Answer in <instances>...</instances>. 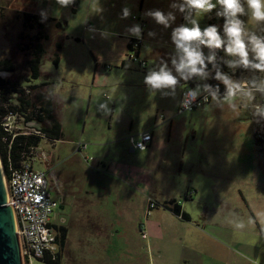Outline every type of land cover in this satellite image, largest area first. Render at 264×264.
<instances>
[{
  "label": "rangeland",
  "instance_id": "374dc122",
  "mask_svg": "<svg viewBox=\"0 0 264 264\" xmlns=\"http://www.w3.org/2000/svg\"><path fill=\"white\" fill-rule=\"evenodd\" d=\"M240 4L243 11L223 21L220 4L211 11L187 0H73L67 6L58 0H0V59L14 62V80L25 77L36 36L46 54L41 76L31 82H46L41 88L61 104L62 138L42 137L37 147V154L50 156L66 197L51 217L66 230L63 247L57 243L60 264H264V71L253 66L219 76L216 81L231 92L210 93L207 102L177 112L182 88L202 94L210 76L209 70L194 76L178 70L186 54L177 46V30L199 28L201 37L185 46L200 54L202 64L227 57L242 63L239 53L228 51L234 44L226 31L239 21L247 60L258 58L264 20L253 18L246 0ZM28 9L60 27L43 21L41 28H24L21 12ZM155 12L166 24L157 22ZM213 17L221 19L210 23ZM212 27L219 47L203 35ZM125 30L141 40L143 68L127 58L128 39L120 34ZM57 39L55 66L51 48ZM161 70L177 83L158 89L145 83ZM13 119L12 129L20 121ZM141 131L152 137L144 151L128 139ZM79 142L86 144L80 152ZM32 164L44 170L37 159ZM176 204L188 219L172 211ZM30 264L46 263L32 258Z\"/></svg>",
  "mask_w": 264,
  "mask_h": 264
},
{
  "label": "trees",
  "instance_id": "16d2710c",
  "mask_svg": "<svg viewBox=\"0 0 264 264\" xmlns=\"http://www.w3.org/2000/svg\"><path fill=\"white\" fill-rule=\"evenodd\" d=\"M76 1V0H75ZM211 3L215 5L211 11L215 10L217 0H211ZM223 8V6H222ZM223 21L229 18V13H226L224 8ZM22 14V26L24 28H31L32 24H35L39 28L43 27V21H54L56 27H60V23L54 18L39 17L35 14L27 12H21ZM42 18V20H40ZM217 17H213L210 23H215ZM40 34V35H39ZM37 35V34H36ZM41 39L46 38L41 32L38 33ZM37 35V37H38ZM35 42H32L26 46L31 50V56L26 60L27 73L25 77H20L18 80L12 78L15 73L14 62L10 59H0V72H6L7 75H0V161L4 171L7 169L8 159L13 164H17L20 160L21 154L28 152L31 148L35 149L42 137H45L49 141L59 140L62 138V131L59 122L53 116L51 99L41 90V86L46 82L40 84H34L31 81L36 80L41 76L39 66L42 63L45 55V49L42 41L36 40V36L33 37ZM45 40V39H44ZM139 45L140 40L135 38H129L128 47L131 49L133 43ZM41 43V45H40ZM30 47V48H29ZM61 49V43H55V52L52 56L53 64L58 63V52ZM249 63H235L231 57L224 59H215L200 65L197 68L210 71L209 78L204 82L206 91L209 93H227L233 89H226L224 83L216 81L217 77L229 78L231 74L244 72L254 65L259 64L258 58L248 60ZM199 73V72H198ZM195 73H192L194 76ZM190 80V79H189ZM192 80V79H191ZM25 84V86L23 85ZM191 87V86H190ZM180 99V97H179ZM14 115L16 119L21 123H15L16 129L7 130L3 125V119L7 115ZM21 117V119H20ZM15 119V122H16ZM34 123V124H31ZM19 124L21 127H19ZM32 129L33 131L25 132L19 131L18 128ZM36 131V132H35ZM172 211L176 215H180L184 219H188V214L181 210L180 205L176 204ZM56 231L58 233V243L60 247L64 245L65 239V227L63 225H56ZM46 264H60V249L53 256H44L42 259Z\"/></svg>",
  "mask_w": 264,
  "mask_h": 264
},
{
  "label": "built area",
  "instance_id": "2783aa9c",
  "mask_svg": "<svg viewBox=\"0 0 264 264\" xmlns=\"http://www.w3.org/2000/svg\"><path fill=\"white\" fill-rule=\"evenodd\" d=\"M136 47L138 45L135 42L128 59L132 58L131 60H136L140 67H144L145 61L138 59L134 53ZM209 98V92L206 91L198 96L195 95L192 87L185 86L180 93L177 112L196 108L207 102ZM14 117L12 114L4 117L3 125L7 130L12 128L11 123ZM129 141L133 148L144 150L151 141V135L144 131L137 138L129 137ZM84 148L83 143L77 144V151ZM36 153L37 148H31L28 152L21 154L16 165L8 159L6 171L2 168L6 190L5 204L11 208L14 216L22 264H30L32 258L40 260L46 255L51 257L58 251V233L55 228L56 224H52L51 219L57 202L47 189L46 172L33 167L32 162L37 158ZM84 159L89 160L90 158L85 157ZM147 200L148 206H151L150 200ZM140 235L145 238V231L141 229Z\"/></svg>",
  "mask_w": 264,
  "mask_h": 264
},
{
  "label": "clouds",
  "instance_id": "9594fccd",
  "mask_svg": "<svg viewBox=\"0 0 264 264\" xmlns=\"http://www.w3.org/2000/svg\"><path fill=\"white\" fill-rule=\"evenodd\" d=\"M58 2L67 6L72 3L73 0H58ZM187 3L197 9L210 10L215 5L211 3V0H187ZM217 3L223 6L226 13H230L233 17L236 16L238 12H242L243 9L240 4V0H217ZM246 3L252 11V16L256 20H264V0H246ZM124 15L127 16V9L124 10ZM157 22L166 24L165 16L160 12L153 13ZM239 21H234L230 27L226 29L230 37L233 38L234 47L228 49L229 52H237L242 57V63L247 65L249 61L247 60V51L245 50V45L240 39L241 29L239 27ZM134 32H138L139 28L133 29ZM206 37H208V43L214 44L219 47L221 41L217 37L216 29L214 27L209 28L204 32ZM201 37V32L198 27L193 29L180 28L174 34L177 46L182 48L185 55L184 60L178 66V70L182 71L188 69L190 73H198L201 69H198L196 65L198 63L202 64L201 56L199 53L185 46V42L197 40ZM257 57L260 60L259 64L254 65L255 68L264 71V43L256 44ZM145 83L150 85L153 89H158L164 86H174L177 81L176 79L167 71L161 70L160 72H151L145 78ZM225 83H228L225 79ZM56 226V225H55Z\"/></svg>",
  "mask_w": 264,
  "mask_h": 264
},
{
  "label": "water",
  "instance_id": "95a60500",
  "mask_svg": "<svg viewBox=\"0 0 264 264\" xmlns=\"http://www.w3.org/2000/svg\"><path fill=\"white\" fill-rule=\"evenodd\" d=\"M6 203V190L0 162V264H22L14 216Z\"/></svg>",
  "mask_w": 264,
  "mask_h": 264
},
{
  "label": "crops",
  "instance_id": "0c3cea01",
  "mask_svg": "<svg viewBox=\"0 0 264 264\" xmlns=\"http://www.w3.org/2000/svg\"><path fill=\"white\" fill-rule=\"evenodd\" d=\"M29 3H31V2H29ZM26 12L27 13H30V14H35V15H37V16H39L38 14H36V12H35V10H30V9H28V10H26ZM141 18V17H140ZM140 18H138V17H136L135 19H140ZM140 22H141V24H144V22L142 21V20H139ZM117 34V32H113V34ZM142 33V32H141ZM120 34H123V36L122 37H124V38H127L128 40H129V38H132V37H130L131 35L129 34V33H127V30H125V31H123L122 33H120ZM57 35H58V33H57ZM60 38H61V36H60ZM142 38V37H141ZM75 39H78V38H75ZM135 39H137V38H135ZM128 40L127 41H125V45H126V49H127V51L130 53V51H131V49L128 47ZM56 42H60V39L58 40H56L55 42H54V46L51 48L52 50H53V53L52 54H54V52L56 51L55 50V43ZM140 42H141V40H140ZM139 46H140V43H139ZM139 46L138 47H136V48H134V53L137 55V58H138V56H139ZM60 51V50H59ZM59 53V52H58ZM45 54H46V49H45ZM115 58H116V60L117 61H119L120 62V65L122 66L123 65V62H124V59L123 58H121V56H119V55H116L115 56ZM127 58H128V55H127ZM138 59H141V60H144V59H142V58H138ZM50 60V59H49ZM97 59H95L94 58V61H96ZM130 60V59H129ZM58 61H59V58H58ZM145 61V60H144ZM51 62H52V57H51ZM53 63V62H52ZM207 62H205L204 64H206ZM55 65V64H54ZM58 65V63L55 65V66H57ZM104 65H107V64H104ZM145 65H146V61H145ZM200 65H203V64H199V65H197V66H200ZM138 66H139V64H138ZM143 68V67H142ZM95 73H96V70L94 71ZM40 83H42V82H40ZM40 83H37V84H40ZM36 84V83H35ZM185 85V84H184ZM192 87V86H191ZM183 89V88H182ZM193 89V88H192ZM41 90L47 95V97H49L50 99H51V105H52V113H53V116H54V118L56 119V121L57 122H59V124H60V127H61V131H62V124H61V122H60V120H62V118L61 117H59V111H60V109H61V104H60V101L52 94V92L51 91H49L48 92V90H47V88H41ZM203 94V93H202ZM199 95H201V94H199ZM198 95V96H199ZM179 102V101H178ZM171 126V121L169 122V127ZM19 127H21V125H19ZM141 132H144V131H141ZM140 133L139 132H137V133H134V135L133 136H130V137H134V138H137L138 137V135H139ZM137 135V136H136ZM129 139V138H128ZM60 140V139H59ZM54 141H56V140H54ZM151 142H152V137H151V141H150V143H149V145L148 146H150V144H151ZM85 148H86V144H85ZM84 148V149H85ZM83 149V150H84ZM146 149H147V147H146ZM146 149H144V150H146ZM144 150H142V151H144ZM76 151H77V148H76ZM82 151V150H81ZM80 152V151H79ZM110 163L112 164V161H110ZM37 169V168H36ZM39 170H42V169H39ZM64 195L65 194H63V198H62V204H63V207H64V204H65V200H66V197H64ZM65 199V200H64ZM180 208H181V206H180ZM183 211V210H182ZM194 264H202V262H194Z\"/></svg>",
  "mask_w": 264,
  "mask_h": 264
},
{
  "label": "flooded vegetation",
  "instance_id": "af4514ba",
  "mask_svg": "<svg viewBox=\"0 0 264 264\" xmlns=\"http://www.w3.org/2000/svg\"><path fill=\"white\" fill-rule=\"evenodd\" d=\"M34 124V123H31ZM37 156V162L41 163L44 167V170L46 172V178H47V189L49 193H53L57 197V205L56 208L58 207L63 208L62 204V196H63V191L60 187L61 185V180H59L58 175L54 171V165L51 162L50 156L48 157L47 153L45 152H40L39 154L36 153ZM53 217L56 216L55 210L53 212ZM58 225V224H56Z\"/></svg>",
  "mask_w": 264,
  "mask_h": 264
}]
</instances>
